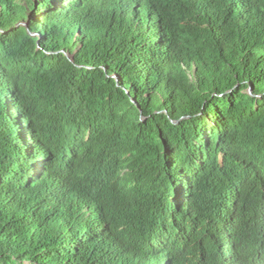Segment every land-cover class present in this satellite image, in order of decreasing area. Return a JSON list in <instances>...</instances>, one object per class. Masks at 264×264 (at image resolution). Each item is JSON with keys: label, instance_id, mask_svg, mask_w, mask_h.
<instances>
[{"label": "trees", "instance_id": "16d2710c", "mask_svg": "<svg viewBox=\"0 0 264 264\" xmlns=\"http://www.w3.org/2000/svg\"><path fill=\"white\" fill-rule=\"evenodd\" d=\"M0 264H264V0H0Z\"/></svg>", "mask_w": 264, "mask_h": 264}, {"label": "water", "instance_id": "95a60500", "mask_svg": "<svg viewBox=\"0 0 264 264\" xmlns=\"http://www.w3.org/2000/svg\"><path fill=\"white\" fill-rule=\"evenodd\" d=\"M24 25V24H23ZM28 24L26 23V26H27Z\"/></svg>", "mask_w": 264, "mask_h": 264}]
</instances>
